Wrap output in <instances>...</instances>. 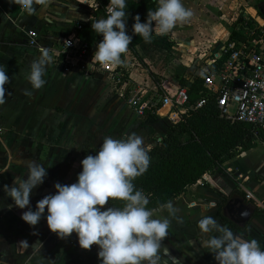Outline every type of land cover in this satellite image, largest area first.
<instances>
[{"label":"crops","instance_id":"0c3cea01","mask_svg":"<svg viewBox=\"0 0 264 264\" xmlns=\"http://www.w3.org/2000/svg\"><path fill=\"white\" fill-rule=\"evenodd\" d=\"M81 1L50 0L47 7L36 5L35 13L29 15L18 5L0 0V65L6 66L10 77L5 85L6 103L0 105V264H101L98 247L81 249L75 233L61 240L50 232L44 218L35 227L25 223L21 215L27 208L15 207L4 193V185L11 186L14 177L26 175L28 161L47 168L44 183L30 197L35 210L40 199L55 194L57 182H77L81 161L87 155H96L106 137L121 139L135 133L148 147L155 146L171 125L149 113L137 116L127 104L124 91L151 90L172 95L180 80L190 86L218 57L246 2L182 0L193 15L166 35L172 43L170 50L143 42L123 54L122 69L129 80L126 87L114 85L107 73L95 72L87 77L77 70L65 73L51 63L43 77L45 85L33 90L25 77L39 54L27 46L26 33L37 32L38 41L44 45H55L60 38L76 35V24L91 18ZM26 90L32 94H26ZM232 191L231 195L237 194L253 205L255 212L243 228L233 224L225 213L231 231L246 240H257L264 250V142H260L210 171L172 201L177 209L175 217L163 208L153 211V218L170 220L160 264H173L172 256L182 264H217L203 244L218 233H201L198 221L208 215L223 225L220 207ZM246 193L254 201L246 200ZM164 247L170 255H164Z\"/></svg>","mask_w":264,"mask_h":264},{"label":"clouds","instance_id":"9594fccd","mask_svg":"<svg viewBox=\"0 0 264 264\" xmlns=\"http://www.w3.org/2000/svg\"><path fill=\"white\" fill-rule=\"evenodd\" d=\"M8 3L18 5L31 15L35 13L36 5L47 7L50 0H8ZM126 8V0H109L106 18L91 23L92 30L103 37L92 56V60L101 66H121L124 63L121 57L128 52L133 38L127 34ZM192 15L182 0H158L157 9L148 11L146 22L142 23L139 15L134 17L132 32L142 37L145 43H151L153 33L167 35L176 26L187 23ZM40 53L25 77L33 90L45 85L43 77L53 60L47 48L41 47ZM9 83L6 66L0 65V105L6 103L5 85ZM26 94L32 92L26 90ZM150 151L143 137L135 133L121 139L106 137L96 155H87L81 161L82 171L77 182L70 185L57 182L55 194L40 199L35 210L30 205L31 194L48 175L42 164L28 161L27 174L14 177L11 186L4 185V193L13 200L15 207L27 208L21 219L30 227L37 226L44 218L50 232L59 239L65 240L75 233L81 249L90 251L97 246L101 264H160L170 220L153 218V210L147 207L148 197L133 183L148 170ZM110 200L123 201L124 206H110L105 210ZM161 208L175 217L177 209L171 201ZM198 227L203 234L218 233L209 236L203 244L217 264H264V250L257 240H246L234 234L208 215L198 221ZM163 252L170 255L166 247ZM171 259L173 264H182L174 256Z\"/></svg>","mask_w":264,"mask_h":264},{"label":"trees","instance_id":"16d2710c","mask_svg":"<svg viewBox=\"0 0 264 264\" xmlns=\"http://www.w3.org/2000/svg\"><path fill=\"white\" fill-rule=\"evenodd\" d=\"M92 2L91 18L81 23L80 29L76 30L79 39L90 46L97 45L103 39L92 30L91 23L106 18L105 8L109 0H92ZM126 4L127 34L133 37L129 50H134L137 45L145 42L142 37L134 35L132 32L134 17L139 15L141 22H146L148 11H155L158 1L126 0ZM256 9L260 14L257 7ZM242 21L243 13L233 25L228 40L240 38L234 28ZM151 44L166 51L172 47L168 36H156L154 33ZM115 70L122 75L123 80L127 79L122 65L117 66ZM186 84L183 79L179 82L180 87H187ZM187 88L188 108H190L200 96L202 78L195 77ZM181 119L178 124L170 126L159 143L151 147L148 170L133 181L135 188L142 190L148 197L147 207L153 211L169 201H174L189 187L197 184L206 174L220 167L227 160L255 148L260 142H264V133L255 135L250 125L220 116L214 100H208L199 109H187ZM232 193L233 191L229 196L223 198L219 212L221 223L229 225L230 230L232 228L223 211V206ZM110 206L122 208L124 202L110 200L109 204L105 206V210Z\"/></svg>","mask_w":264,"mask_h":264},{"label":"built area","instance_id":"2783aa9c","mask_svg":"<svg viewBox=\"0 0 264 264\" xmlns=\"http://www.w3.org/2000/svg\"><path fill=\"white\" fill-rule=\"evenodd\" d=\"M105 10L107 13V7ZM80 26L76 24L75 30ZM234 30L240 38L228 40L218 57L201 72L202 90L190 108L188 88L180 86L172 95L151 90L124 91L127 104L139 117L149 113L174 126L181 122L187 109L196 110L208 100H214L220 116L250 125L255 135L264 133V16L256 10L253 13L245 10L243 21ZM26 35L29 48L39 56L40 48H47L52 64L60 66L65 73L77 70L89 77L103 72L110 75L114 85H129V80H123L114 66H101L92 60L97 45L90 46L77 35L60 38L55 45L41 44L35 31ZM160 141L158 138L155 144ZM245 199L254 201L250 193H246Z\"/></svg>","mask_w":264,"mask_h":264},{"label":"water","instance_id":"95a60500","mask_svg":"<svg viewBox=\"0 0 264 264\" xmlns=\"http://www.w3.org/2000/svg\"><path fill=\"white\" fill-rule=\"evenodd\" d=\"M262 16H264V4L258 7ZM223 211L229 217V220L236 226L243 228L250 221L255 212V207L251 204H246L243 198L239 195H231L223 206Z\"/></svg>","mask_w":264,"mask_h":264},{"label":"rangeland","instance_id":"374dc122","mask_svg":"<svg viewBox=\"0 0 264 264\" xmlns=\"http://www.w3.org/2000/svg\"><path fill=\"white\" fill-rule=\"evenodd\" d=\"M81 1V0H80ZM80 1H75L74 2H80ZM82 3V7L83 9L85 10V12H90L91 8L93 6V2L92 0H82L81 1ZM264 4V1L262 0L261 2L257 3L256 0H246V2L243 4V8L241 10H243V14L245 13V9L247 8H254L256 9V7L258 8L259 5H263ZM171 75V74H170ZM169 74H167V76L169 77L170 76ZM192 77H193V73L191 74ZM173 76V75H172Z\"/></svg>","mask_w":264,"mask_h":264},{"label":"flooded vegetation","instance_id":"af4514ba","mask_svg":"<svg viewBox=\"0 0 264 264\" xmlns=\"http://www.w3.org/2000/svg\"><path fill=\"white\" fill-rule=\"evenodd\" d=\"M261 1H262V0H257L256 2L259 3V2H261ZM263 1H264V0H263Z\"/></svg>","mask_w":264,"mask_h":264}]
</instances>
